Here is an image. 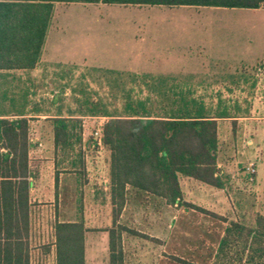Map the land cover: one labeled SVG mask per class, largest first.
<instances>
[{
	"label": "rangeland",
	"instance_id": "obj_1",
	"mask_svg": "<svg viewBox=\"0 0 264 264\" xmlns=\"http://www.w3.org/2000/svg\"><path fill=\"white\" fill-rule=\"evenodd\" d=\"M44 51L34 71L0 73V115L39 110L40 117L73 119L69 144L56 151L51 120L29 123L34 165L50 171L55 158L64 174L56 201L34 207L33 246L51 242L55 221L81 218L85 264H108V152L94 136L105 119L87 116V109L93 103L124 116L127 95L149 100L156 114L169 104L168 93L179 92L235 113L218 122L225 189L180 179L183 201L228 222L253 225L264 215V9L59 4ZM118 222L159 241L123 234L125 264H176L171 257L209 264L222 229L215 218L133 193ZM36 257L34 263L53 264V256Z\"/></svg>",
	"mask_w": 264,
	"mask_h": 264
},
{
	"label": "trees",
	"instance_id": "obj_2",
	"mask_svg": "<svg viewBox=\"0 0 264 264\" xmlns=\"http://www.w3.org/2000/svg\"><path fill=\"white\" fill-rule=\"evenodd\" d=\"M55 4L264 9V0H0V73L38 68ZM166 99L169 104L156 114L149 100L132 101L127 95L124 116L112 115L103 105L89 103L87 116L105 119L100 128V146L108 152L106 195L112 207L111 226L106 230L108 264H125V233L159 243L118 222L132 193L219 220L222 229L209 264H264L263 216H256L253 225L228 222L184 202L180 187V179H190L216 190L225 189L217 169L218 122L234 120L235 113L221 103L214 110L207 108L187 92L168 93ZM27 116L23 110L0 115V264H37L31 242L30 189L34 173ZM48 120L54 150L67 146L74 128L69 122L73 119L56 115ZM86 232L81 218L55 221L51 244L39 247L43 258L53 247V264H85ZM171 259L176 264H196Z\"/></svg>",
	"mask_w": 264,
	"mask_h": 264
},
{
	"label": "crops",
	"instance_id": "obj_3",
	"mask_svg": "<svg viewBox=\"0 0 264 264\" xmlns=\"http://www.w3.org/2000/svg\"><path fill=\"white\" fill-rule=\"evenodd\" d=\"M57 5H59V4L54 5V11H55V8ZM61 5H65V4H61ZM68 5H71V4H68ZM93 5H97V4H93ZM134 7L141 8V7H145V6H134ZM156 7H163V6H156ZM175 8H188V9L198 8L199 9V8H203V7H175ZM259 10H262V9L253 10V11H259ZM54 11H53V13H54ZM50 24H51V22H50ZM49 28H50V25H49L47 33H46V38H45L44 46L42 49L39 64L43 63V54L45 52L44 48H45L46 40L48 37ZM40 114H41V112L35 113L32 115H30L28 113L27 118L29 120L36 119V118H42V119H53V118H55V116H53V117H51V116L40 117V116H38ZM9 118H13V117H9ZM29 123H30V121H29ZM33 148H34V146H32V149L30 152V165H31V168L33 169V173H34V179L32 181V185H31V189H30V205L32 207L31 221L33 218L32 216L35 213L34 207H36V204L41 203V202L47 203V200L50 198H54V201H56V197H57L56 195L57 194L55 192V189L57 188L58 183L60 182V178L64 175L62 173V171H59L58 166H57L56 161H55V158H53L51 161V170L50 171L48 170V171L44 172L43 166H41L42 168L38 169L37 165H34V163H33L32 154H34V156H35ZM66 163H67V161H66ZM47 166H48V164H47ZM47 168H49V167H47ZM62 170L65 171V169H62ZM56 178H57V186L55 184ZM44 183H46V184L44 185ZM42 198H44V199H42ZM260 216L264 217L263 214H260ZM75 221H77V220H75ZM85 237H86V234H85ZM31 242H32V232H31ZM51 242L46 243V244H51ZM42 245H44V244H42ZM32 247L34 248L33 254H35V257H36V254L40 256V257H38V259L41 257L42 258L44 257V255L41 254L39 247L36 248V246H33V244H32ZM50 251H51L50 254L47 255L48 257L53 256V247H51ZM85 252H86V241H85ZM124 254H125V250H124ZM45 258H43V259H45ZM39 263L42 264L43 261H41Z\"/></svg>",
	"mask_w": 264,
	"mask_h": 264
},
{
	"label": "built area",
	"instance_id": "obj_4",
	"mask_svg": "<svg viewBox=\"0 0 264 264\" xmlns=\"http://www.w3.org/2000/svg\"><path fill=\"white\" fill-rule=\"evenodd\" d=\"M101 128V126L98 128V129H96V131L94 132V136L96 137V139H97V145H101V141H100V129ZM255 173H256V170H255V167H254V165H251L249 168H247V175H248V180L250 181V182H252L253 180H254V176H255Z\"/></svg>",
	"mask_w": 264,
	"mask_h": 264
}]
</instances>
